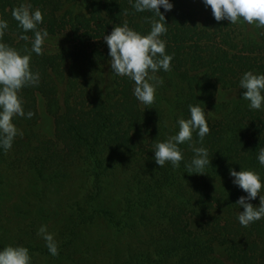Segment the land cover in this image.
<instances>
[{
	"label": "trees",
	"instance_id": "trees-1",
	"mask_svg": "<svg viewBox=\"0 0 264 264\" xmlns=\"http://www.w3.org/2000/svg\"><path fill=\"white\" fill-rule=\"evenodd\" d=\"M172 2V11L161 9L171 70L155 74L163 84L144 106L133 96L134 83L111 72L103 36L124 22L147 34L152 13L135 12L129 0H0V19L9 25L0 41L30 51L32 32L20 39L11 15L25 3L42 12L37 27L47 30L46 41L62 38L67 45L53 52L45 41L41 55L31 54L39 84L20 96L25 113L34 115L15 119L22 135L0 150V249L26 247L32 264H264V218L239 224L243 209L235 203L245 193L229 177L230 168H242L264 180L256 159L264 147V110H250L238 87L244 72L264 73V27L217 22L201 0ZM40 99L55 121V140L39 129ZM196 102L205 108L210 131L202 146L211 164L204 175L186 173L183 161L159 168L153 143L175 134L177 119H187ZM197 140L193 134L201 146ZM179 147L190 161L191 147ZM73 171L84 176L83 194L60 200L53 193ZM21 175L36 198L34 217L17 204L3 209ZM251 203L259 206V197ZM100 225L118 238L100 243L102 234L94 232ZM41 226L54 236L58 255L49 254ZM132 233L137 245L119 238ZM102 244L106 259L98 261Z\"/></svg>",
	"mask_w": 264,
	"mask_h": 264
},
{
	"label": "clouds",
	"instance_id": "clouds-1",
	"mask_svg": "<svg viewBox=\"0 0 264 264\" xmlns=\"http://www.w3.org/2000/svg\"><path fill=\"white\" fill-rule=\"evenodd\" d=\"M135 12H150L151 17H145L150 24L147 34H141L129 27L127 22L113 28L110 34L104 35L103 40L108 46L110 70L116 76L127 77L134 83L132 89L136 100L150 106L155 102L156 92L163 84L162 78L156 76L158 71L171 70L173 56L166 52L167 42L162 37L168 31L164 13L174 8L172 0H129ZM206 8L211 9L213 18L217 21H228L236 24L240 21L256 27H264V0H201ZM164 10V13L161 12ZM12 18L21 29L20 39L28 41L25 33L32 32L30 51L21 53L17 49L0 41V150L7 152L11 149L14 139L22 132L17 128V117L32 118L33 112L25 113L20 93L23 88L39 84V73L31 66L32 53L41 55L43 45L48 38L46 29H38L43 22L39 9L33 10L29 4L21 3L11 12ZM9 25L7 20L0 19V37H3ZM242 99L248 102L250 110H264V73L247 71L242 74L238 84ZM196 102L188 105L189 116L176 121L178 131L167 136L163 141L155 140L152 145L153 159L156 165L164 167L170 164L173 168L184 162L186 173L204 175V170L211 164L208 149L203 140L209 134L205 108ZM211 113V112H208ZM193 134L198 137L195 143ZM187 143L193 152L190 161L184 160L179 147ZM256 159L264 167V147H259ZM241 168V167H240ZM229 177L234 186L245 195H241L235 205L239 206L237 220L242 227L264 218V180L258 172L248 169L236 171L229 169ZM259 197V206L251 201ZM46 242L48 252L58 255L57 242L48 232L46 226L38 230ZM0 264H32L29 249L23 246H6L0 249Z\"/></svg>",
	"mask_w": 264,
	"mask_h": 264
},
{
	"label": "rangeland",
	"instance_id": "rangeland-1",
	"mask_svg": "<svg viewBox=\"0 0 264 264\" xmlns=\"http://www.w3.org/2000/svg\"><path fill=\"white\" fill-rule=\"evenodd\" d=\"M254 25V24H253ZM255 26V25H254ZM62 39V38H61ZM49 39L46 41V47L50 49L51 51H58L62 47H67L66 41L63 39ZM38 115H39V129L40 131L45 135V137L51 140H55V121L54 119L47 113L45 103L42 99L38 100ZM72 178L69 177V182L65 181L61 186V190L59 191L57 188L53 194L58 195L61 199H65V195H70L71 197L80 196L83 194V190H80V187L82 186V182L84 181V176L81 172H72ZM117 176L120 177V174L118 173ZM67 182V183H66ZM28 178L24 176L16 177L13 185L11 186V193L12 196L6 201V206L3 207L4 210H6L10 205L17 204L18 209L27 212L29 211L30 217H34L35 213L33 212L34 204L37 203L35 200L36 198L30 197L28 195ZM82 193V194H81ZM53 196V195H52ZM57 197V198H58ZM58 201V200H57ZM31 203V204H29ZM29 204V206H28ZM30 221V220H29ZM28 221V222H29ZM55 232V230L53 229ZM94 232L98 234H102V237L100 239V243H102L104 240H108V237L111 239H117L118 237L115 234V231L110 229L108 226L100 225L98 227H95ZM143 235H147L146 231H142ZM137 235L134 233L127 234V235H120L119 238L122 240V242L129 240L132 243H135L137 245V239H135ZM95 240H98L99 235H94ZM108 250V245L102 244L101 250L98 252L96 259L100 261V259H106L103 258V252ZM96 262V261H95ZM49 261L42 260L40 261V264H49Z\"/></svg>",
	"mask_w": 264,
	"mask_h": 264
}]
</instances>
